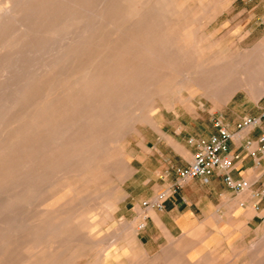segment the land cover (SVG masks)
Wrapping results in <instances>:
<instances>
[{"label": "rangeland", "instance_id": "374dc122", "mask_svg": "<svg viewBox=\"0 0 264 264\" xmlns=\"http://www.w3.org/2000/svg\"><path fill=\"white\" fill-rule=\"evenodd\" d=\"M12 1L28 14L7 19L0 62L30 60L35 78L25 99L6 110L13 92L5 87L8 71H0V264H264V234L223 263L197 245L146 255L135 235L120 229L123 181L144 139L151 145L171 134L188 141V128L204 138L216 118L233 128L264 102L251 103L264 87L257 100L241 86L219 103L185 88L191 59L229 58L259 44L264 0H78V27L89 32L73 70L60 76L37 73L32 52L51 23L41 15L44 4L54 0ZM47 40L52 49L57 38ZM26 126L32 129L23 133Z\"/></svg>", "mask_w": 264, "mask_h": 264}, {"label": "crops", "instance_id": "0c3cea01", "mask_svg": "<svg viewBox=\"0 0 264 264\" xmlns=\"http://www.w3.org/2000/svg\"><path fill=\"white\" fill-rule=\"evenodd\" d=\"M191 63L192 81L185 88L198 87L204 96L219 103L227 101L243 86L257 100L264 87V37L253 49L232 57L201 62L191 59ZM260 100L251 103L256 105ZM263 106L264 102L244 115L258 114ZM188 129V136L201 135L196 129ZM260 130L264 131V121L259 129L244 137H254ZM185 136L160 134L151 145L143 140V151L133 155L135 165L123 181V188H127L123 200L127 204L120 214L125 220L121 232L133 233L136 244L146 255L165 248L197 245L207 254L218 256L220 262L234 260L232 257L241 254L251 238L264 234V197L252 194L264 182V153L260 164L255 165L243 146L244 139L229 144V154L233 156L232 176L250 183V189L244 192L229 189L215 173L206 180L190 178L175 187L174 167L188 163L195 151V145L186 141ZM117 178H124L123 170ZM162 191L165 196L161 208L142 205V201L151 200Z\"/></svg>", "mask_w": 264, "mask_h": 264}, {"label": "bare ground", "instance_id": "6f19581e", "mask_svg": "<svg viewBox=\"0 0 264 264\" xmlns=\"http://www.w3.org/2000/svg\"><path fill=\"white\" fill-rule=\"evenodd\" d=\"M8 2H10V0H0V36L5 34L4 26H5L6 21H8L7 19L15 18V17H17L19 15L23 16V15L28 14V11L27 12L23 11L21 8L18 7L17 3H13L12 0H11L10 3H8ZM45 4H46V2H45ZM45 4H44V9H42L41 15H42V17H45V18H50L49 16H52L51 20H50L51 23H50L49 26H46L44 28V30L41 31V33H40L41 41H40L39 45L36 48H34L35 50L32 51V52H34L37 55V59L39 61V64H38V67H37V73L38 72L39 73L46 72V73H50V74H53V75L60 76V75H62L64 73H66V72L68 73L71 70H73L75 62L78 60V58L80 56V53H81L80 51L82 50L81 47H83V45L85 43V42L82 43L81 36L83 37V36H87L88 35L89 27H85L82 30H80L79 27H78L79 26L78 25L79 24L78 10H79V7L81 6L80 2L78 0H54V3L49 5V7H46ZM65 5L66 6H70V8L69 9H65ZM105 16H106V13H104V12H101L100 14H97V17H99V19H102V20L105 19ZM100 30H101V28H100ZM63 33H65V35ZM52 37H56L57 38L56 45L52 49H48V42H47L48 40L47 39H50ZM65 38H66V42L64 43ZM31 64L32 63L30 62V60L28 62V61H26L25 59H23L21 57H9L5 61L0 62V71L1 70L8 71V80L9 81L6 82L5 87L10 90V93L13 92V94H14V96L12 94L10 99L8 98L9 101L6 104L7 105L6 107L8 109H6V110H9L14 103H17L18 101H22L23 99H25V95H26L25 92H26V89L28 87L27 81L31 77H34V74L33 75L32 74H28L29 73L28 70L30 69ZM55 83H57V82H54V85H55ZM52 85H53V83H52ZM46 91H47V88H46ZM56 113H58V112H56ZM60 116H62V115H60ZM46 123L47 122L45 121L43 124H46ZM30 129H32V126L24 127L23 133L28 132ZM99 129H101V128H99ZM17 132H19L17 129L14 130L10 134L11 136H9V137H12L13 135L17 134ZM57 133H58V131H52V133L50 135H51V137H54V136H56ZM69 149H70V147H69ZM5 203L8 204L7 202H5ZM3 214H4V212L0 210V219H2ZM41 217H40V219H41ZM27 222H29V221H27ZM33 229H35V228L33 227ZM26 231H27V228H26ZM38 231H41V230H38ZM42 232H43V230H42ZM53 235L54 234H52L51 238L53 237ZM6 258H7V260H10L9 256H7Z\"/></svg>", "mask_w": 264, "mask_h": 264}, {"label": "built area", "instance_id": "2783aa9c", "mask_svg": "<svg viewBox=\"0 0 264 264\" xmlns=\"http://www.w3.org/2000/svg\"><path fill=\"white\" fill-rule=\"evenodd\" d=\"M264 100V93L261 96ZM264 121V106L258 114L243 115L229 128L220 119L213 122L216 131L204 138L190 137L189 143L195 145V151L191 160L182 166L174 168L175 187H179L184 181L190 178H201L206 180L212 174L221 176L223 183L235 192H244L250 189L248 180L232 176L233 156L229 154V144L233 141L243 140V146L247 154L252 158L255 165L261 162V155L264 153V131L260 130L254 137H244L248 132L259 129ZM257 198L264 197V182L252 193ZM165 192H159L151 200L142 201L144 206L161 208ZM258 208V204H254Z\"/></svg>", "mask_w": 264, "mask_h": 264}]
</instances>
